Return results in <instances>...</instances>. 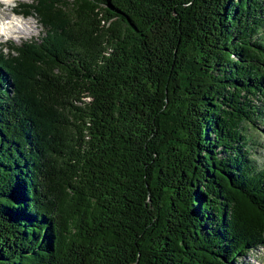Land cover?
I'll use <instances>...</instances> for the list:
<instances>
[{
	"label": "trees",
	"instance_id": "obj_1",
	"mask_svg": "<svg viewBox=\"0 0 264 264\" xmlns=\"http://www.w3.org/2000/svg\"><path fill=\"white\" fill-rule=\"evenodd\" d=\"M23 12L45 34L0 46V264H238L264 247V0Z\"/></svg>",
	"mask_w": 264,
	"mask_h": 264
},
{
	"label": "rangeland",
	"instance_id": "obj_2",
	"mask_svg": "<svg viewBox=\"0 0 264 264\" xmlns=\"http://www.w3.org/2000/svg\"><path fill=\"white\" fill-rule=\"evenodd\" d=\"M9 1L5 3L9 4ZM23 1L33 2V0ZM6 4L0 3V18L6 14L3 18V22L0 19V46L4 47V45L6 46L7 43L21 46L24 42L33 40H37L38 42L41 41V38H43L42 36L45 34V32L42 33L44 31V27L40 21L37 20L38 16L35 15V18H23L21 16L15 17L14 15L10 14L12 8ZM20 7L21 10H23V5ZM6 8H8L10 12L7 11ZM4 19L5 22L8 20L11 21L9 23H5ZM27 21H30L31 23ZM258 124L259 129H254V127H251L250 129L252 134L251 147L253 149L254 158L257 159L259 163H262L264 160V120L259 121ZM238 264H264V247L258 250L249 251V253L240 258Z\"/></svg>",
	"mask_w": 264,
	"mask_h": 264
},
{
	"label": "bare ground",
	"instance_id": "obj_3",
	"mask_svg": "<svg viewBox=\"0 0 264 264\" xmlns=\"http://www.w3.org/2000/svg\"><path fill=\"white\" fill-rule=\"evenodd\" d=\"M5 1L8 2L9 0H5ZM12 10H13V9H11V11H12ZM14 18H15V17H14ZM14 18H13V19H14ZM27 22L31 23L30 21H27Z\"/></svg>",
	"mask_w": 264,
	"mask_h": 264
}]
</instances>
